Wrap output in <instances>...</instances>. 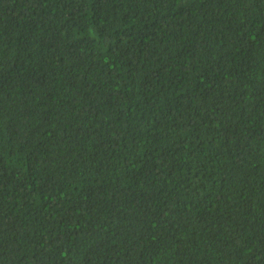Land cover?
Masks as SVG:
<instances>
[{"label": "trees", "instance_id": "trees-1", "mask_svg": "<svg viewBox=\"0 0 264 264\" xmlns=\"http://www.w3.org/2000/svg\"><path fill=\"white\" fill-rule=\"evenodd\" d=\"M0 264H264V0H0Z\"/></svg>", "mask_w": 264, "mask_h": 264}]
</instances>
